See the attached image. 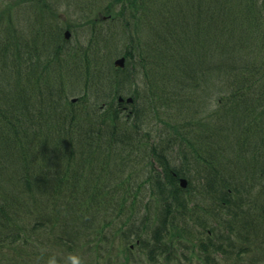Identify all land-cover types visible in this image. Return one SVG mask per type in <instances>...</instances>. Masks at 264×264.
Listing matches in <instances>:
<instances>
[{
	"label": "trees",
	"instance_id": "trees-1",
	"mask_svg": "<svg viewBox=\"0 0 264 264\" xmlns=\"http://www.w3.org/2000/svg\"><path fill=\"white\" fill-rule=\"evenodd\" d=\"M13 1L28 5V25L15 22L14 6L1 9L0 264H20L31 233L54 236L52 250L36 256L73 250L68 236L79 237L81 224L90 264L172 261L175 239L190 232L171 227L194 194L240 204L227 182L241 180L252 133L262 130L264 5ZM61 6L72 7L66 18L83 27L82 43L67 45ZM92 6L111 18H96ZM127 91L134 103L124 113L117 98ZM188 153L194 169L179 162ZM181 177L205 191L182 188Z\"/></svg>",
	"mask_w": 264,
	"mask_h": 264
},
{
	"label": "rangeland",
	"instance_id": "rangeland-1",
	"mask_svg": "<svg viewBox=\"0 0 264 264\" xmlns=\"http://www.w3.org/2000/svg\"><path fill=\"white\" fill-rule=\"evenodd\" d=\"M258 3H261V5H264V0H259ZM10 4V2L8 0H0V6H8ZM17 6L16 9H18L19 5H14ZM2 8V7H1ZM16 9H13L14 11ZM92 10L94 11V16L98 15L101 16L102 14H100L101 11V6H92ZM69 11V12H68ZM16 12H19L18 10H16ZM60 12H61V18H63V21H59L56 20V22L60 23V25L63 27L65 26V21H67L68 19L66 17H68L67 13L69 14L71 12V14L73 15V17L75 16V13L72 9V7L69 9V7L67 6H61L60 7ZM70 14V15H71ZM104 21V20H101ZM106 22V21H104ZM25 25L27 26L28 23L27 21L25 22ZM81 27L80 28H75L74 31H72V35L71 37H69V39H72V41H74L75 39H78V37H82L81 34ZM122 46V45H121ZM125 96H130L129 91H127L125 94ZM129 104H127V108H125V110H123V112L125 113L126 111L128 112L130 109ZM132 107V106H131ZM187 149L189 152H191L193 149L190 148L189 146H187ZM190 153H188V156L190 157ZM174 157H178V155L174 156ZM183 157H180L181 159L179 160V162H189L192 165V169H194V167L196 166V163L193 161V158H189V160L186 161V159ZM178 160V158H177ZM81 230V234L78 236H68L74 239V245L73 250H69L68 248H64L62 250H59L58 248L55 247V251H54V255H56L55 258H47L44 257L42 255L40 256H36L37 252H45L48 251L49 249L52 250L53 246H54V240H53V235H40L39 233H31V237L29 238L31 240L30 242V246L27 248L22 249V253L21 256L17 259L20 261V264H90V261L88 260V256L86 255V253L89 251L87 249V247H85V235H84V226L79 225L77 228ZM67 235V233H65ZM114 241V238H110V240H105L104 241V245L108 244V243H112ZM133 250L136 252L137 251V247L135 246L133 248ZM259 257H261V252H255L252 254H245L242 258H241V262L246 263L247 264H264L262 261H259ZM88 258V259H87ZM248 259V260H247ZM218 260L221 264H225V261L220 260V256H218ZM15 262V261H14ZM14 262L12 264H14ZM191 264H201L200 261L198 260H193Z\"/></svg>",
	"mask_w": 264,
	"mask_h": 264
},
{
	"label": "flooded vegetation",
	"instance_id": "flooded-vegetation-1",
	"mask_svg": "<svg viewBox=\"0 0 264 264\" xmlns=\"http://www.w3.org/2000/svg\"><path fill=\"white\" fill-rule=\"evenodd\" d=\"M255 188H254V196L255 198L262 199L264 198V180L258 181L255 183Z\"/></svg>",
	"mask_w": 264,
	"mask_h": 264
},
{
	"label": "water",
	"instance_id": "water-1",
	"mask_svg": "<svg viewBox=\"0 0 264 264\" xmlns=\"http://www.w3.org/2000/svg\"><path fill=\"white\" fill-rule=\"evenodd\" d=\"M67 35H69V32H67ZM117 63H120V64L123 65V63H124V58H121L120 60H118ZM119 99L122 100V98H119ZM130 101H132V98H128V102H130ZM182 184L185 185V184H186V180H183V181H182Z\"/></svg>",
	"mask_w": 264,
	"mask_h": 264
}]
</instances>
